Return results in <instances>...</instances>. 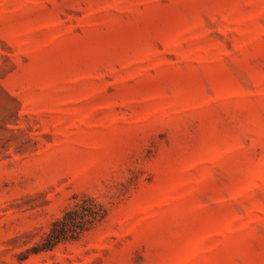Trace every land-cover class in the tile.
<instances>
[{"label":"rangeland","instance_id":"1","mask_svg":"<svg viewBox=\"0 0 264 264\" xmlns=\"http://www.w3.org/2000/svg\"><path fill=\"white\" fill-rule=\"evenodd\" d=\"M0 264H264V0H0Z\"/></svg>","mask_w":264,"mask_h":264},{"label":"trees","instance_id":"2","mask_svg":"<svg viewBox=\"0 0 264 264\" xmlns=\"http://www.w3.org/2000/svg\"><path fill=\"white\" fill-rule=\"evenodd\" d=\"M107 214V209L95 198L82 197L55 220L43 241L38 243V252L52 250L62 242L75 240L82 233L103 221Z\"/></svg>","mask_w":264,"mask_h":264}]
</instances>
